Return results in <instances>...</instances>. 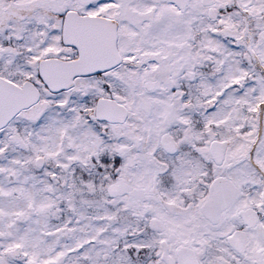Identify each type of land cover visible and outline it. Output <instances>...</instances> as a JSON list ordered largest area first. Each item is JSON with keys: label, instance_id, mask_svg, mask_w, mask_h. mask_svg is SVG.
<instances>
[{"label": "snow or ice", "instance_id": "snow-or-ice-1", "mask_svg": "<svg viewBox=\"0 0 264 264\" xmlns=\"http://www.w3.org/2000/svg\"><path fill=\"white\" fill-rule=\"evenodd\" d=\"M0 264H264V0H0Z\"/></svg>", "mask_w": 264, "mask_h": 264}]
</instances>
